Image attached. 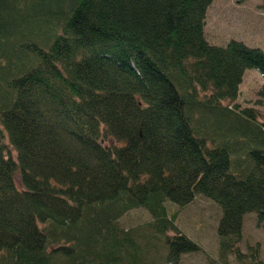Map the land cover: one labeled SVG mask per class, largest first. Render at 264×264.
<instances>
[{
	"label": "trees",
	"instance_id": "1",
	"mask_svg": "<svg viewBox=\"0 0 264 264\" xmlns=\"http://www.w3.org/2000/svg\"><path fill=\"white\" fill-rule=\"evenodd\" d=\"M213 1L0 0V264H145L120 224L137 209L176 261L202 249L167 203L199 196L242 261L244 216L264 222V118L231 104L264 52L211 45Z\"/></svg>",
	"mask_w": 264,
	"mask_h": 264
},
{
	"label": "rangeland",
	"instance_id": "2",
	"mask_svg": "<svg viewBox=\"0 0 264 264\" xmlns=\"http://www.w3.org/2000/svg\"><path fill=\"white\" fill-rule=\"evenodd\" d=\"M206 40L213 46L224 47L230 41L264 52V0H214L207 12ZM264 77L255 69H247L239 87V96L231 106L239 110H255L264 118V97L259 96ZM116 142L107 140L104 147ZM16 186L22 190L19 176ZM168 215L176 216V226L181 233L196 243L201 252L183 254L176 261L169 258L166 237L153 228V218L144 209L127 213L120 220L121 226L136 239L139 260L145 264H254L253 250H258L259 261L264 264V222L256 214L243 218L240 251L245 256L239 261L232 255H223L218 236L221 208L204 197H197L191 204L180 208L167 203Z\"/></svg>",
	"mask_w": 264,
	"mask_h": 264
}]
</instances>
